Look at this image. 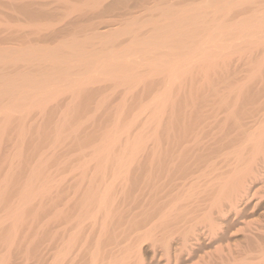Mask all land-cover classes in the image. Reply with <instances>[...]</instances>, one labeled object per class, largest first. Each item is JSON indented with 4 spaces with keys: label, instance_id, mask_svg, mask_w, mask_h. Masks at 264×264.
Listing matches in <instances>:
<instances>
[{
    "label": "bare ground",
    "instance_id": "bare-ground-1",
    "mask_svg": "<svg viewBox=\"0 0 264 264\" xmlns=\"http://www.w3.org/2000/svg\"><path fill=\"white\" fill-rule=\"evenodd\" d=\"M255 262L264 0H0V264Z\"/></svg>",
    "mask_w": 264,
    "mask_h": 264
},
{
    "label": "rangeland",
    "instance_id": "rangeland-1",
    "mask_svg": "<svg viewBox=\"0 0 264 264\" xmlns=\"http://www.w3.org/2000/svg\"><path fill=\"white\" fill-rule=\"evenodd\" d=\"M255 261H257V260H255ZM255 264H258V262L257 263L255 262Z\"/></svg>",
    "mask_w": 264,
    "mask_h": 264
}]
</instances>
